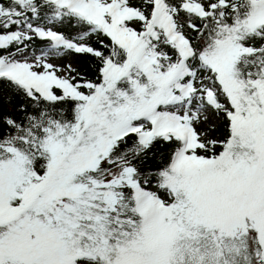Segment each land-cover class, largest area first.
Listing matches in <instances>:
<instances>
[{"label": "snow or ice", "instance_id": "6c2138e0", "mask_svg": "<svg viewBox=\"0 0 264 264\" xmlns=\"http://www.w3.org/2000/svg\"><path fill=\"white\" fill-rule=\"evenodd\" d=\"M0 264H264V0H0Z\"/></svg>", "mask_w": 264, "mask_h": 264}]
</instances>
